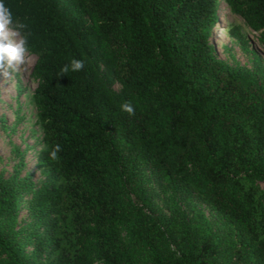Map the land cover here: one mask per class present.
Returning a JSON list of instances; mask_svg holds the SVG:
<instances>
[{"label": "trees", "instance_id": "obj_1", "mask_svg": "<svg viewBox=\"0 0 264 264\" xmlns=\"http://www.w3.org/2000/svg\"><path fill=\"white\" fill-rule=\"evenodd\" d=\"M4 3L36 56L43 145L39 184L0 183V264H264V65L232 68L212 40L225 5L264 46V0ZM147 172L223 230L155 215Z\"/></svg>", "mask_w": 264, "mask_h": 264}, {"label": "rangeland", "instance_id": "obj_2", "mask_svg": "<svg viewBox=\"0 0 264 264\" xmlns=\"http://www.w3.org/2000/svg\"><path fill=\"white\" fill-rule=\"evenodd\" d=\"M237 27L247 41L243 46L231 36V29ZM212 40L216 55L232 67L254 69V61L259 58L264 65V46L260 42V31L249 27L243 18L230 12L222 5L219 21L213 32ZM36 56L25 52V62L18 70L0 76V183L9 182L18 188H26L31 183L39 184L41 177L36 166V153L42 147L43 131L38 121V107L33 99L38 80L33 76ZM111 87L121 92V84L109 73ZM145 186L153 200V213L160 218L173 217L175 212L185 211L191 221L196 223V209L202 211L210 220L211 226L221 232L222 221L215 210L201 202L196 194L188 202L182 194L165 190L158 178L147 172ZM263 187V184L261 185ZM26 195H23L25 198ZM135 199V197H131ZM139 200L138 198L136 199ZM15 228H24L32 222L30 211L23 208L18 214ZM92 264H102L93 262Z\"/></svg>", "mask_w": 264, "mask_h": 264}, {"label": "clouds", "instance_id": "obj_3", "mask_svg": "<svg viewBox=\"0 0 264 264\" xmlns=\"http://www.w3.org/2000/svg\"><path fill=\"white\" fill-rule=\"evenodd\" d=\"M23 28L25 25L15 22L4 0H0V76L17 71L19 66L25 62L28 38L26 35H20L19 30ZM83 68L84 61L73 58L61 69L60 74H66L69 71L78 72ZM122 107L129 113L134 111L131 104H125ZM52 155L55 156L56 152L54 151Z\"/></svg>", "mask_w": 264, "mask_h": 264}]
</instances>
